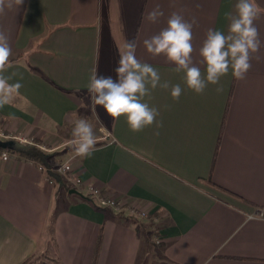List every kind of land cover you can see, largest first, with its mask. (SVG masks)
I'll return each mask as SVG.
<instances>
[{"label": "crops", "instance_id": "crops-1", "mask_svg": "<svg viewBox=\"0 0 264 264\" xmlns=\"http://www.w3.org/2000/svg\"><path fill=\"white\" fill-rule=\"evenodd\" d=\"M256 2L264 8V0ZM236 3L23 0L5 7L0 31L13 55L3 75L22 87L0 107V126L13 137L61 144L71 133V114L87 112L95 131L102 127L110 138L90 158L73 160L82 187L32 160L0 156V264H22L50 250L59 264H148L150 256L161 264H264V15L256 21L260 59H252L246 78L237 81L229 71L202 94L186 87L173 63L143 46L173 12L195 18L192 57L203 72L199 49L207 30L226 32L225 13ZM157 5L164 15L149 22ZM126 41H135L137 58L169 83L144 98L159 110L160 128L132 132L123 116L114 120L101 106L81 107L90 104L87 84L97 64L99 74L115 79ZM176 84L183 89L178 101L170 94ZM56 153L53 166L67 152ZM88 184L150 211L149 218L100 207L83 197Z\"/></svg>", "mask_w": 264, "mask_h": 264}, {"label": "clouds", "instance_id": "clouds-1", "mask_svg": "<svg viewBox=\"0 0 264 264\" xmlns=\"http://www.w3.org/2000/svg\"><path fill=\"white\" fill-rule=\"evenodd\" d=\"M23 0H0V13L5 7L20 6ZM164 15L157 5L147 14L146 19L155 23ZM264 15L256 0H237L234 11L226 12L227 31L209 28L199 56L205 68L193 63V26L179 12H173L167 20L166 27L158 34L144 39L143 46L153 57L164 56L173 63L175 71L184 73L186 87L196 94H202L209 84L218 85L221 78L231 71L237 80H244L252 68V59H260L258 53L262 47L256 21ZM135 41H126L119 50V60L112 76L99 74L98 64L93 69L87 84L90 104L82 103L81 107L95 111L96 106L104 108L109 117L116 120L125 117L132 132L143 131L153 124L157 128L163 126L158 122L159 110L144 102L145 97L151 98V90L160 87L168 89L167 81L161 82L159 71L149 63L142 62L136 56ZM12 48L8 36L0 31V107L11 103L13 95L19 92L22 84L9 83L3 73L12 63ZM183 89L180 84L171 86V97L178 101ZM223 91L222 87L217 88ZM71 126V147L74 157L90 158L96 150L97 136L95 125L89 119L72 113L68 121ZM158 134V133H157Z\"/></svg>", "mask_w": 264, "mask_h": 264}, {"label": "built area", "instance_id": "built-area-1", "mask_svg": "<svg viewBox=\"0 0 264 264\" xmlns=\"http://www.w3.org/2000/svg\"><path fill=\"white\" fill-rule=\"evenodd\" d=\"M13 133L8 132L5 128H2V126H0V140H16V142L20 143V144H32L34 143V139L32 138H28L25 135H21V134H16L15 137H13ZM62 144V143H61ZM60 144V145H61ZM38 147L40 149H42L43 151L46 152L50 151L49 146L45 143V141H42L40 143H37ZM59 147V146H58ZM10 147L8 148H0V156L3 160H8L10 159L12 156H17V154L10 152ZM74 155H72L70 157V159H68L67 161H64V163L59 164L56 167H53L50 171L43 165H39V168L43 171H46L49 175H62V176H66L70 181H72L75 186H79L82 187L84 186V182H82V179H80L79 177H77L74 173H73V160L75 158H73ZM77 158V157H76ZM86 189L88 191V197H90L91 199L94 200V202L99 205L100 207H104V208H108L111 209L112 211H114L116 214H124V215H128V216H132L135 217L136 219L139 220H147V218H149L150 216V211L139 207L136 204H131V203H127L126 201H123L121 199H118L115 196H111L110 193H108L107 191H104L102 188L92 185V184H88L86 185ZM154 240L157 243H161V237L156 235L154 237Z\"/></svg>", "mask_w": 264, "mask_h": 264}, {"label": "rangeland", "instance_id": "rangeland-1", "mask_svg": "<svg viewBox=\"0 0 264 264\" xmlns=\"http://www.w3.org/2000/svg\"><path fill=\"white\" fill-rule=\"evenodd\" d=\"M85 118H87V119H89L90 120V122H92L94 125H95V122H94V120L90 117V116H88L87 115V112H85V116H84ZM97 125H95V128H97L96 127ZM101 128V131H99L98 132V129H99V127H98V129H96V136H97V144H99V143H101V142H103V141H107V140H109V132L106 130V132L104 131V132H102V127H100ZM71 133L69 132V134H67L66 135V138H64V142H62V144L60 145L58 142H55V143H49L48 141H46L45 143L49 146V150L50 151H47L46 150V152L47 153H50V154H54V153H56L57 152V150H58V152L61 150H63L64 151V153H66V155L64 156V159L61 161V162H59L58 164H56V165H54L53 167H56V166H58L59 164H62V163H64V161H67L68 160V158H70L71 156H70V153L72 152V149H71V147L69 146V141L71 140ZM2 141H8V140H2ZM9 141H11V140H9ZM57 144V145H56ZM96 144V145H97ZM59 146V147H58ZM73 154V153H72ZM55 164V163H54ZM73 164V163H72ZM74 189V188H73ZM76 190V189H75ZM80 193V192H79ZM88 196V195H87ZM154 240V239H153ZM155 241V240H154ZM150 256V255H149ZM56 255H54L53 254V251L52 250H50V251H47V252H44V253H40L39 255H37L35 258H32V261L31 262H29L28 264H32L33 262H37V264H59L58 263V259H56ZM148 257V256H147ZM148 260H149V263L148 264H161L160 262L158 263V262H155L154 260H153V257H149L148 258ZM36 264V263H35Z\"/></svg>", "mask_w": 264, "mask_h": 264}, {"label": "trees", "instance_id": "trees-1", "mask_svg": "<svg viewBox=\"0 0 264 264\" xmlns=\"http://www.w3.org/2000/svg\"><path fill=\"white\" fill-rule=\"evenodd\" d=\"M40 142H42V140H37V139H34V143H32V144H20L18 142H15L14 147L10 148V150H11L10 152L17 154L18 157L32 160L34 163H36L38 165H43L50 171L53 168V164L50 161H52V159H54V157L56 156L57 153L50 154V153L43 151L37 145V143H40ZM210 182H212V181L210 180ZM224 190H226V189H224ZM228 192H230V191H228ZM232 194H235V193L232 192ZM235 195H237V194H235ZM83 197H86V198L90 199L91 201L93 200L87 196H83ZM32 258L33 257L26 259L27 261H25L22 264H28L29 262L32 261Z\"/></svg>", "mask_w": 264, "mask_h": 264}, {"label": "water", "instance_id": "water-1", "mask_svg": "<svg viewBox=\"0 0 264 264\" xmlns=\"http://www.w3.org/2000/svg\"><path fill=\"white\" fill-rule=\"evenodd\" d=\"M14 145H15V142L14 141H1L0 140V148H8V147H14ZM71 193H79L77 190H75V189H72L71 190Z\"/></svg>", "mask_w": 264, "mask_h": 264}]
</instances>
